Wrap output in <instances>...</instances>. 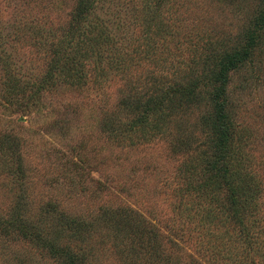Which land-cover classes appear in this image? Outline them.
Wrapping results in <instances>:
<instances>
[{"label": "rangeland", "instance_id": "rangeland-1", "mask_svg": "<svg viewBox=\"0 0 264 264\" xmlns=\"http://www.w3.org/2000/svg\"><path fill=\"white\" fill-rule=\"evenodd\" d=\"M69 261L264 264V0H0V264Z\"/></svg>", "mask_w": 264, "mask_h": 264}, {"label": "trees", "instance_id": "trees-1", "mask_svg": "<svg viewBox=\"0 0 264 264\" xmlns=\"http://www.w3.org/2000/svg\"><path fill=\"white\" fill-rule=\"evenodd\" d=\"M254 41L255 39H252V44L254 45ZM251 55H253V53L251 51L246 52V54H240L237 53L235 54L229 61V65L227 66V68L224 70L225 72V79H227L228 76V70L230 69H237L243 65L246 64V61L251 57ZM229 67H232L229 69ZM226 82V80H225ZM227 83V82H226ZM218 101H219V105H218V114H219V118L222 120V125H221V130L223 131L224 137H227L229 134V128H228V123H229V111H228V103H227V96H226V87L220 91V93L218 94ZM223 145L221 148V154H220V162L222 160H224L227 156L225 154V143L226 141H223ZM222 175H226L227 174V170L225 168L222 167ZM69 263L71 264V261H69ZM73 264V262H72Z\"/></svg>", "mask_w": 264, "mask_h": 264}]
</instances>
